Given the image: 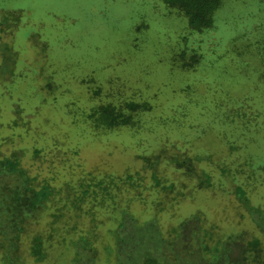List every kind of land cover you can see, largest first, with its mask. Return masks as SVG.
Segmentation results:
<instances>
[{
  "label": "rangeland",
  "instance_id": "rangeland-1",
  "mask_svg": "<svg viewBox=\"0 0 264 264\" xmlns=\"http://www.w3.org/2000/svg\"><path fill=\"white\" fill-rule=\"evenodd\" d=\"M167 11L161 0H0V157L54 192L18 240L0 233V264H135L144 253L223 264L230 238L264 244L236 194L264 208V0H223L203 33ZM194 53L200 63L183 69ZM129 102L147 104L133 125L86 118L101 104L128 114ZM35 235L50 239L41 261Z\"/></svg>",
  "mask_w": 264,
  "mask_h": 264
},
{
  "label": "trees",
  "instance_id": "trees-1",
  "mask_svg": "<svg viewBox=\"0 0 264 264\" xmlns=\"http://www.w3.org/2000/svg\"><path fill=\"white\" fill-rule=\"evenodd\" d=\"M166 7L168 8L167 15L180 16L186 19L188 30L192 32H205L210 30L214 26V15L218 9L223 5V0H161ZM17 9V8H16ZM15 9H8L3 14L5 15L4 20L9 21L11 19V12H14ZM16 21V18H15ZM1 25V24H0ZM19 26V23H18ZM215 27V26H214ZM2 28H0L1 30ZM1 32V31H0ZM233 33L230 34L229 38ZM179 49V46L176 47ZM16 53V52H15ZM14 53V54H15ZM185 52L181 54L182 60ZM16 55V54H15ZM240 59L244 61L242 65L243 73L248 69L253 70V78L255 77V69L258 68V64L255 61V65L252 67L251 64L247 62L245 53L239 54ZM15 57H19L18 55ZM244 57V58H243ZM8 53L5 52V57L0 56V64L5 63L9 60ZM199 54L194 53L190 57L189 61H183L181 67L183 69L193 68L194 65H198ZM19 59V58H18ZM5 60V61H4ZM247 61V62H246ZM250 67V68H249ZM249 80V79H248ZM263 81L261 80L260 83ZM230 97L236 99L232 94ZM147 104H138L134 102H129L125 104V109L129 112L125 113L123 109L116 108L111 104H101L95 109H93L86 118L92 122V125L96 129L105 128L106 130L127 127L133 125L132 114L140 110L141 108H146ZM222 174L230 175L233 178H238V174L241 173L239 169H225L221 168ZM11 175L18 179V182L15 185H9V180L5 177ZM4 177V182L0 186V233L6 234L9 232L13 233V237L18 240L24 232L23 224L25 222L36 220V216L40 211L45 207V205L52 198L51 196L54 193L52 188L47 185L38 186L34 183L33 178H29L19 168L17 158H7L0 157V179ZM128 180L131 179L130 176L127 177ZM208 180V179H206ZM236 194L239 200L250 210V214L254 217L253 220L256 223V231L263 237L264 240V208L260 206H250V200L246 195L245 191L242 190L240 186L236 188ZM56 219L58 215H54ZM195 221H192L194 223ZM187 224V223H185ZM245 235L242 238H230L226 243L224 248L228 249V252L224 253V258L226 263L223 264H246L247 261H253L254 263L264 264V244L263 242L259 243L256 239L246 243L244 239ZM132 237L130 233L127 234V241H130ZM48 240H43L40 235H35L31 241V256L35 257L38 261H41L45 258L44 245L49 242ZM43 241L45 242L43 244ZM121 242V243H120ZM126 241H119L118 245L123 247V243ZM141 243V241H140ZM240 252V254L236 253ZM225 252V251H224ZM125 250L122 251L124 255ZM253 254V258H248ZM135 264H164L158 262L156 257H152L147 253H144L142 261Z\"/></svg>",
  "mask_w": 264,
  "mask_h": 264
}]
</instances>
